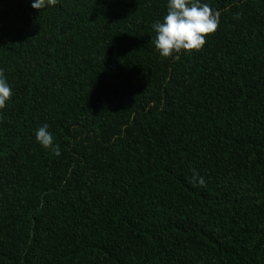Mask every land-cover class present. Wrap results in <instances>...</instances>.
<instances>
[{
  "label": "trees",
  "instance_id": "obj_1",
  "mask_svg": "<svg viewBox=\"0 0 264 264\" xmlns=\"http://www.w3.org/2000/svg\"><path fill=\"white\" fill-rule=\"evenodd\" d=\"M32 2L0 0V264H264V0H199L170 57L169 0Z\"/></svg>",
  "mask_w": 264,
  "mask_h": 264
},
{
  "label": "clouds",
  "instance_id": "obj_2",
  "mask_svg": "<svg viewBox=\"0 0 264 264\" xmlns=\"http://www.w3.org/2000/svg\"><path fill=\"white\" fill-rule=\"evenodd\" d=\"M56 3L57 0H47L48 5ZM31 6L39 11L46 6L45 0H33ZM219 17V11H214L207 4H199V0L191 5L189 0H169L163 22L153 24L157 33L154 41L156 49L162 57H170L182 49L186 52L201 49L206 42L205 37L217 30ZM11 96L12 90L0 72V109L5 107ZM36 139L43 147H52L53 137L47 124L37 129Z\"/></svg>",
  "mask_w": 264,
  "mask_h": 264
}]
</instances>
